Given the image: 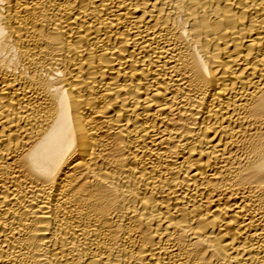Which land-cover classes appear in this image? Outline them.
Returning <instances> with one entry per match:
<instances>
[{"label":"bare ground","instance_id":"1","mask_svg":"<svg viewBox=\"0 0 264 264\" xmlns=\"http://www.w3.org/2000/svg\"><path fill=\"white\" fill-rule=\"evenodd\" d=\"M0 264H264V0H0Z\"/></svg>","mask_w":264,"mask_h":264}]
</instances>
